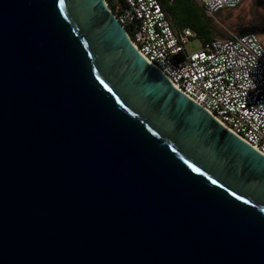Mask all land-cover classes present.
Instances as JSON below:
<instances>
[{
	"label": "water",
	"instance_id": "95a60500",
	"mask_svg": "<svg viewBox=\"0 0 264 264\" xmlns=\"http://www.w3.org/2000/svg\"><path fill=\"white\" fill-rule=\"evenodd\" d=\"M0 264H264V154L106 0H0Z\"/></svg>",
	"mask_w": 264,
	"mask_h": 264
},
{
	"label": "built area",
	"instance_id": "2783aa9c",
	"mask_svg": "<svg viewBox=\"0 0 264 264\" xmlns=\"http://www.w3.org/2000/svg\"><path fill=\"white\" fill-rule=\"evenodd\" d=\"M145 59L221 124L264 154V42L256 32L203 42L163 0H106ZM209 16L242 0H197ZM200 43L188 49L191 40Z\"/></svg>",
	"mask_w": 264,
	"mask_h": 264
},
{
	"label": "rangeland",
	"instance_id": "374dc122",
	"mask_svg": "<svg viewBox=\"0 0 264 264\" xmlns=\"http://www.w3.org/2000/svg\"><path fill=\"white\" fill-rule=\"evenodd\" d=\"M208 17L215 26L216 37H227L254 30L264 42V0H242L236 8L223 9L214 16L208 15ZM187 47L190 50H197L200 48V43L193 39Z\"/></svg>",
	"mask_w": 264,
	"mask_h": 264
},
{
	"label": "trees",
	"instance_id": "16d2710c",
	"mask_svg": "<svg viewBox=\"0 0 264 264\" xmlns=\"http://www.w3.org/2000/svg\"><path fill=\"white\" fill-rule=\"evenodd\" d=\"M163 2L177 26L191 28L203 42L216 37L215 26L211 24L210 18L197 0H163ZM250 31L256 32L248 30L241 34Z\"/></svg>",
	"mask_w": 264,
	"mask_h": 264
},
{
	"label": "snow or ice",
	"instance_id": "6c2138e0",
	"mask_svg": "<svg viewBox=\"0 0 264 264\" xmlns=\"http://www.w3.org/2000/svg\"><path fill=\"white\" fill-rule=\"evenodd\" d=\"M61 2H63V0H61ZM109 91H111V89H109ZM196 171H199V169H196ZM213 183H215V181H213Z\"/></svg>",
	"mask_w": 264,
	"mask_h": 264
}]
</instances>
